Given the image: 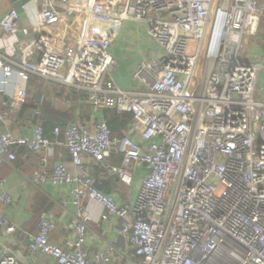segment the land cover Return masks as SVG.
<instances>
[{
    "label": "built area",
    "instance_id": "obj_1",
    "mask_svg": "<svg viewBox=\"0 0 264 264\" xmlns=\"http://www.w3.org/2000/svg\"><path fill=\"white\" fill-rule=\"evenodd\" d=\"M32 1L31 11L22 6L28 23L14 9L0 19L13 46L8 53L0 46V120L25 103L36 75L43 86L58 82L85 91L99 109L130 113L131 128L146 145L128 133L112 137L106 119L92 127H54L75 170L58 161L48 173L33 171L29 181L71 185L75 238L64 247L53 244L51 215L41 214L30 235L0 212V264H25L2 244L4 234L21 242L30 235L27 253L47 255L49 264L110 263L108 250L88 256L84 249L91 218L84 201L99 208L97 220L124 219L122 233L140 264H264V49L258 38L264 0ZM74 18L78 35L61 42L50 26ZM129 21L146 25L154 53H144L133 68L136 88L104 87L115 64L110 48ZM56 142L41 124L28 136L0 127V165L15 159L14 147L46 154ZM113 151L121 164L110 171L124 184L132 183V164L148 169L132 205L117 204L90 174L91 164ZM11 201L0 193V203Z\"/></svg>",
    "mask_w": 264,
    "mask_h": 264
},
{
    "label": "crops",
    "instance_id": "obj_2",
    "mask_svg": "<svg viewBox=\"0 0 264 264\" xmlns=\"http://www.w3.org/2000/svg\"><path fill=\"white\" fill-rule=\"evenodd\" d=\"M17 1H20L22 6H26L29 11L36 7L32 0L24 2L21 0H0V19L7 11L14 9V4ZM28 20L29 17L24 16L23 11L22 21L28 23ZM50 28L63 40L61 42L70 43L79 33L80 20L74 18L66 22L55 23ZM143 36H148L146 29L137 27L134 22L129 21L124 25L110 48L115 64L113 69L105 75L104 87L136 88V84L130 76L136 63L144 54V48L141 46ZM11 40L12 38L3 35L0 31V46L3 53H8L13 48ZM29 86L32 87L29 90L32 93L28 92V94L36 102L40 121L41 119V123L50 121L51 125H54L51 128L52 133L56 126L64 128L73 122H80L92 127L100 119H105L103 109L93 106L87 98L79 99L76 96H71L70 90L73 87L50 82L44 88L45 90L41 91L40 81L31 80V78H29L27 87L29 88ZM37 93L39 96L36 95ZM39 101H41L40 104ZM35 124L37 123L34 122L33 112H22L20 107L10 112L6 122L0 120V127L8 129L14 134L27 136L31 135ZM122 132L130 134L141 145H146V141L131 128V120ZM50 139L59 140L51 145L50 153H34L25 146H17L13 148L15 159L0 165V193L8 194L12 199L10 203H0V212L19 228L28 231L30 235L37 233L41 214L51 215L55 221V228L50 232L49 239L53 244L64 247L75 238L73 225L78 212L77 207L72 203L71 185H55L50 181L34 184L29 181L33 171L48 173L58 161L64 162L67 168L74 172L70 153L63 140L54 134ZM86 157L84 156L85 160L88 159ZM120 164V154L113 151L105 161L92 163L90 174L98 188L106 195L111 196L117 204L130 203L132 205L136 199L140 180L148 173V169L142 164H132L130 169L133 180L130 185H127L110 171L111 166ZM82 208L86 209L91 217L86 222L89 237L84 244L88 256H92L100 250H108L111 259L108 264H140V259L134 257L122 233L124 219L110 217L103 221L97 220L99 208L87 201L82 202ZM30 235L22 242L17 239L16 235L10 234H4L1 240L2 244H5L21 262L49 264L50 258L47 255L38 252L29 256L27 253L25 246L31 240Z\"/></svg>",
    "mask_w": 264,
    "mask_h": 264
},
{
    "label": "trees",
    "instance_id": "obj_3",
    "mask_svg": "<svg viewBox=\"0 0 264 264\" xmlns=\"http://www.w3.org/2000/svg\"><path fill=\"white\" fill-rule=\"evenodd\" d=\"M21 1L24 2L26 0H21ZM258 38L260 40L262 48L264 49V21H261V23H260L259 31H258ZM30 78H31V80L33 79L35 81L38 80V82L40 81V83L42 85V81L37 76L30 75ZM47 86L42 85V87H40L41 91H44L45 90L44 88ZM31 88L32 87H30V86H29V88H27L28 92H31V91H29ZM75 90L76 89H74V88H72L70 90L71 96H74V97L76 96L79 99L87 98V93L85 91L83 92V91H77V90L75 91ZM36 95L39 96L38 93ZM20 108H21L22 112L32 111L34 113V110L36 109V102L33 99H31V97L29 96V98L25 101V103H23L20 106ZM103 113L105 114V119H106L108 126L110 128L111 136L112 137H119V136L123 135L124 133L122 131H123L124 127L126 125H128V123L132 119L131 114L130 113H119V112L115 111L114 109H106V110L103 109ZM41 121H42V119H41ZM41 121H40L39 115L34 116V122L42 125L44 134L49 138H53V133H52L51 128L54 125H51L50 121H45V122L43 121L42 123H41ZM58 138L63 139L62 134L59 135ZM95 186L97 189H99L98 185L96 183H95Z\"/></svg>",
    "mask_w": 264,
    "mask_h": 264
},
{
    "label": "rangeland",
    "instance_id": "obj_4",
    "mask_svg": "<svg viewBox=\"0 0 264 264\" xmlns=\"http://www.w3.org/2000/svg\"><path fill=\"white\" fill-rule=\"evenodd\" d=\"M135 25H137V27L139 28H142L143 30L146 29V25L143 23H135ZM142 40L143 42L141 43V46L144 48L143 49L144 53H154V46H155L154 41L149 36H145V37L143 36ZM250 47H252L251 44H250ZM202 68H203V61L197 67V71H196L197 78H200Z\"/></svg>",
    "mask_w": 264,
    "mask_h": 264
},
{
    "label": "water",
    "instance_id": "obj_5",
    "mask_svg": "<svg viewBox=\"0 0 264 264\" xmlns=\"http://www.w3.org/2000/svg\"><path fill=\"white\" fill-rule=\"evenodd\" d=\"M14 10L17 11L21 16L23 15V8H22V4L20 1H17L14 4Z\"/></svg>",
    "mask_w": 264,
    "mask_h": 264
}]
</instances>
